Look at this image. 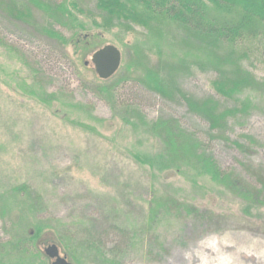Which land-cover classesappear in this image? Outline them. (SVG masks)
Returning <instances> with one entry per match:
<instances>
[{
  "label": "rangeland",
  "instance_id": "1",
  "mask_svg": "<svg viewBox=\"0 0 264 264\" xmlns=\"http://www.w3.org/2000/svg\"><path fill=\"white\" fill-rule=\"evenodd\" d=\"M82 9L97 14L91 0ZM30 15L25 23L0 7V264H17L10 243L28 241L39 223L48 228L20 264H52L44 254L49 245L72 264H264V205L245 202L190 166L161 170L155 161L166 158L165 146L144 126L174 118L207 138L208 127L184 101L141 85L148 70L190 66L203 53L181 46L171 24L108 30L78 14L82 29L54 24L61 43L41 33L49 21L36 6ZM107 45L121 51L122 63L103 81L91 59ZM237 51L264 82V41ZM215 80V72L194 67L179 90L213 97L222 109L238 107L230 137L250 136L262 148L246 157L223 140L204 141L223 170L246 176L242 163L264 167V97L228 101ZM114 86V98L98 92ZM23 186L26 192L18 191ZM185 211L196 215L186 218Z\"/></svg>",
  "mask_w": 264,
  "mask_h": 264
},
{
  "label": "trees",
  "instance_id": "2",
  "mask_svg": "<svg viewBox=\"0 0 264 264\" xmlns=\"http://www.w3.org/2000/svg\"><path fill=\"white\" fill-rule=\"evenodd\" d=\"M84 1L65 0L54 3L50 0H27L19 4L16 0H0V7L11 18L30 23V9L33 5L36 6L49 21L41 33L61 43H65V40L54 30V24L67 29H82L84 26L78 19V14L90 19L94 27L108 30L119 28L132 31L133 26L138 25L148 31H157V26H174L180 33L178 43L187 50L203 53L204 59L195 61L190 66L170 63L165 67L160 64L147 71L141 85L167 101H184L188 111L204 122L208 131L207 138H202L195 131L185 129L174 118H162L155 124H145L159 137L166 149V158L159 157L155 162L163 168L161 170L190 166L200 176H208L213 183L245 202L264 205V167L255 168L251 164L242 163L241 167L248 172L246 176L236 171H225L204 141L223 140L246 157L253 156L257 149L262 148L250 136L245 140L230 137L231 120L237 119L240 114L238 107L222 109L221 103L215 98L199 99L186 95L179 90L178 85L182 77L189 76L191 70L197 67L202 72H215L214 88L228 101L236 100L245 93L264 97V82L258 81L245 69L244 55H238L237 51V46L244 42L264 41V0H91L97 14L83 10ZM97 18L101 20L100 23L96 22ZM115 89V86L101 87L98 92L102 95L111 94L114 98ZM242 106L244 107L243 104ZM246 111L247 107H244L241 113L245 114ZM138 160L143 165L152 166L149 161ZM18 191L26 192L24 186ZM40 204L42 203L38 201L36 205ZM170 206L167 205L166 208L169 209ZM154 213L155 211L151 215ZM182 215L187 218L196 214L185 211ZM47 228V224L39 223L35 232L30 233L28 241L11 242L12 246L9 248L12 252L9 256L14 257L17 264H20L22 258L27 259V253H32L30 245L39 241ZM0 251H4L3 247ZM34 253L41 252L35 249ZM110 258L115 262L117 255H110Z\"/></svg>",
  "mask_w": 264,
  "mask_h": 264
},
{
  "label": "water",
  "instance_id": "3",
  "mask_svg": "<svg viewBox=\"0 0 264 264\" xmlns=\"http://www.w3.org/2000/svg\"><path fill=\"white\" fill-rule=\"evenodd\" d=\"M98 77L107 81L111 79L120 69L122 63L121 51L113 45H107L94 53L91 59ZM44 254L52 264H72L66 257L61 255L57 245H49L44 249Z\"/></svg>",
  "mask_w": 264,
  "mask_h": 264
}]
</instances>
